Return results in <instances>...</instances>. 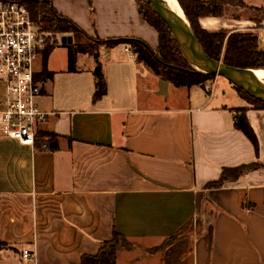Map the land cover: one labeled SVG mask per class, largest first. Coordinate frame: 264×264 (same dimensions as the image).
<instances>
[{"label": "crops", "instance_id": "0c3cea01", "mask_svg": "<svg viewBox=\"0 0 264 264\" xmlns=\"http://www.w3.org/2000/svg\"><path fill=\"white\" fill-rule=\"evenodd\" d=\"M239 1L245 7L225 4L221 16L201 17L198 25L252 32L264 53V0ZM52 5L104 42L98 62L106 94L93 102L92 57L76 53L68 70L73 38L60 36L38 57L36 74L48 77L37 79L36 104L47 113L37 134L52 141L30 147L0 136V264H80L114 233L134 244L115 264H264V171L206 188L224 169L264 166V110L244 114L255 154L235 129L245 105L231 83L230 93L217 91L216 78L177 87L130 56L128 44L105 43L135 39L157 49L136 0ZM55 51L63 54L59 62ZM5 98L0 82V112Z\"/></svg>", "mask_w": 264, "mask_h": 264}, {"label": "trees", "instance_id": "16d2710c", "mask_svg": "<svg viewBox=\"0 0 264 264\" xmlns=\"http://www.w3.org/2000/svg\"><path fill=\"white\" fill-rule=\"evenodd\" d=\"M180 4L184 15L189 22L191 29L203 49L204 53L212 60L220 61L222 64L238 69L264 70V53L257 50L256 35L252 32L244 33H212L202 30L198 25V19L205 16L219 17L222 15V7L228 0H215L208 4L198 0H176ZM183 2V5L181 4ZM237 6L245 7L239 0ZM1 4L17 3L23 5L30 14L31 19L36 23L41 31L47 34H73L75 38L84 35L83 31L70 19L60 15L53 7L52 0H0ZM138 14L144 22L150 25L157 33L158 45L152 51L148 45L140 40L121 39L112 40L108 44H128L131 53L138 62L149 67L156 75L169 81L174 86H193L201 85L205 81L214 77H207L197 74L185 61L179 45L164 25V23L153 13L151 7L144 4L141 0H136ZM78 38V37H77ZM76 38V39H77ZM101 43H104L101 41ZM53 45H49L43 57L46 58ZM76 53H81L92 57L95 67L92 71L94 78L93 102L100 100L106 94V84L102 74L101 65L98 62V52L94 49H85L78 44L68 47V70H73ZM47 78L48 74H36V79ZM239 98L245 101L249 108L264 110V103L260 102L244 91L234 87ZM245 111L235 117V129L251 143L255 154L258 153V143L251 127L249 126ZM52 136L46 134H36L34 145L50 143ZM46 145V144H44ZM254 170H263L264 166L258 163L244 165L232 169H224L216 182L207 185V189H219L226 182H235L245 173ZM173 239L165 241L163 246ZM127 241L114 233L111 241L105 242L97 254L93 256L84 255L80 259V264H115L118 253L122 250H129L125 247ZM0 246H2L0 244Z\"/></svg>", "mask_w": 264, "mask_h": 264}, {"label": "built area", "instance_id": "2783aa9c", "mask_svg": "<svg viewBox=\"0 0 264 264\" xmlns=\"http://www.w3.org/2000/svg\"><path fill=\"white\" fill-rule=\"evenodd\" d=\"M47 36L23 5L0 3V82L6 96L0 112V136L30 147L38 126L47 118L36 104L41 94L36 62L49 46ZM125 51L134 56L128 48ZM30 256L23 251L24 258Z\"/></svg>", "mask_w": 264, "mask_h": 264}, {"label": "water", "instance_id": "95a60500", "mask_svg": "<svg viewBox=\"0 0 264 264\" xmlns=\"http://www.w3.org/2000/svg\"><path fill=\"white\" fill-rule=\"evenodd\" d=\"M141 1L149 5L164 23L179 45L185 61L197 74L222 77L250 97L264 103V80L259 78L256 70L232 68L210 59L198 43L184 14L179 16L171 11L167 0Z\"/></svg>", "mask_w": 264, "mask_h": 264}, {"label": "rangeland", "instance_id": "374dc122", "mask_svg": "<svg viewBox=\"0 0 264 264\" xmlns=\"http://www.w3.org/2000/svg\"><path fill=\"white\" fill-rule=\"evenodd\" d=\"M176 2L179 5L180 9L182 10V8H181L180 4L178 3V1H176ZM224 2L225 3L223 5H225V4H231L232 6H237L236 5L237 3L236 2H231V0L224 1ZM181 4L183 5V2ZM182 12L184 14V11L183 10H182ZM206 32H208V31H206ZM212 33H224V34L227 35V32L226 31H216V32H212ZM60 36L71 37V38L74 39L73 42L75 44H78L79 46H81V47H83L85 49H94V50H97V52L100 51L99 49L103 46V43H101V41L98 40L96 37H92V36H88V35H80V36H77L78 38L76 37L77 38L76 39L73 34H58V35L48 34V36H47V43H48V45H53L56 40L59 41L58 38ZM62 55H63L62 52L55 51L53 53V55H52V58L54 60H57L59 62L60 60H62ZM37 65H39L38 62L36 64V66ZM214 78H216L218 80V82L216 83V89H217V91L219 93L222 92V89L224 90L225 88L227 89L228 93H230L229 92L230 91V88H232L233 86H230V84H229V82L227 80H225V79H223L222 77H219V76L214 77ZM214 78H212V79H214ZM2 88H3V86H2ZM233 89H234V87H233ZM229 95H231V94H229ZM237 103H239V105H241L240 102H237ZM243 104L245 105V107L242 108V109L237 110L238 115H241V113H242L241 111H243L244 109L249 108L248 104L245 101H243ZM164 243L165 242L161 243L160 246H159V248H161ZM133 245L134 244H132L130 242H127V244L125 245V247L127 249H133ZM157 250H158V248H157Z\"/></svg>", "mask_w": 264, "mask_h": 264}, {"label": "bare ground", "instance_id": "6f19581e", "mask_svg": "<svg viewBox=\"0 0 264 264\" xmlns=\"http://www.w3.org/2000/svg\"><path fill=\"white\" fill-rule=\"evenodd\" d=\"M169 2V6L171 11H173L175 14L182 16L183 12L180 9L179 5L177 4L176 0H167ZM257 75L261 80H264V70H256Z\"/></svg>", "mask_w": 264, "mask_h": 264}]
</instances>
